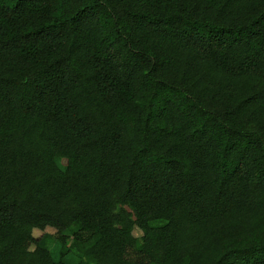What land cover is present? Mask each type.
<instances>
[{
	"label": "trees",
	"instance_id": "16d2710c",
	"mask_svg": "<svg viewBox=\"0 0 264 264\" xmlns=\"http://www.w3.org/2000/svg\"><path fill=\"white\" fill-rule=\"evenodd\" d=\"M71 254L264 264V0H0V264Z\"/></svg>",
	"mask_w": 264,
	"mask_h": 264
},
{
	"label": "rangeland",
	"instance_id": "374dc122",
	"mask_svg": "<svg viewBox=\"0 0 264 264\" xmlns=\"http://www.w3.org/2000/svg\"><path fill=\"white\" fill-rule=\"evenodd\" d=\"M45 234L52 237L47 240L46 244L48 249L52 252L53 258L56 261L60 260V244L56 238V231L50 228L45 230L44 232L39 230L34 231V235L36 238H40ZM134 234L136 237H139L142 233L139 230H136ZM70 244L71 242H69V245ZM65 262L67 264H78L80 262H87V259H81L79 256L71 254L66 257Z\"/></svg>",
	"mask_w": 264,
	"mask_h": 264
}]
</instances>
